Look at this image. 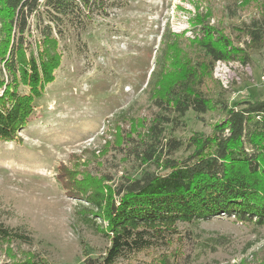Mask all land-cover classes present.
<instances>
[{
  "label": "rangeland",
  "instance_id": "1",
  "mask_svg": "<svg viewBox=\"0 0 264 264\" xmlns=\"http://www.w3.org/2000/svg\"><path fill=\"white\" fill-rule=\"evenodd\" d=\"M261 2L115 0L84 29H66L58 39L59 66L32 97L18 139L0 141V224L29 239L0 238V262L37 256L44 264H83L86 255L105 254L109 241L96 229L105 224L84 195L93 183L113 188L121 177L136 175L139 167L122 152V142L145 134L156 113L153 101L169 78L170 55L193 51L190 39L200 26L214 27L249 55L246 62L215 64L205 88L224 86L230 104L264 99V49L242 30L262 14ZM28 23L25 36L34 45L35 15ZM19 90L29 93L23 85ZM216 117L188 110L178 125L166 124L165 133L185 141L210 132ZM184 154L180 149L172 157ZM178 230L180 240L117 264H264V227L216 215L179 223Z\"/></svg>",
  "mask_w": 264,
  "mask_h": 264
},
{
  "label": "trees",
  "instance_id": "2",
  "mask_svg": "<svg viewBox=\"0 0 264 264\" xmlns=\"http://www.w3.org/2000/svg\"><path fill=\"white\" fill-rule=\"evenodd\" d=\"M115 4L0 0V141L18 139L32 111V97L59 66L58 39L66 29H84L94 12ZM260 9L262 14L244 23L242 30L251 45L264 49V0ZM31 15L37 21L34 45L25 36ZM190 42L193 51L176 49L170 55L169 78L153 101L156 113L145 134L122 142V152L139 167L136 175L121 177L113 188L93 183L84 195L105 224L96 229L109 246L100 258L86 255L83 264H117L143 250L169 245L181 239L179 223L196 224L216 215L264 227V99L230 104L218 83L211 91L205 88L215 62H246L249 55L208 25L200 26ZM19 85L29 93L21 92ZM188 110L215 113L210 132H194L185 141L167 136L165 125H178ZM180 149L185 154L172 157ZM85 220L92 223L91 217ZM0 238L29 242L19 229L1 224ZM0 264L44 262L35 256Z\"/></svg>",
  "mask_w": 264,
  "mask_h": 264
},
{
  "label": "bare ground",
  "instance_id": "3",
  "mask_svg": "<svg viewBox=\"0 0 264 264\" xmlns=\"http://www.w3.org/2000/svg\"><path fill=\"white\" fill-rule=\"evenodd\" d=\"M217 63H225V61H217V62H215V64H217ZM230 63V62H229ZM232 64V63H231ZM219 65V64H218ZM230 66V65H229ZM234 66V65H233ZM241 66V65H240ZM224 67V66H223ZM214 68V67H213ZM228 68V67H227ZM217 69V68H216ZM227 70V69H226ZM230 71V70H229ZM228 72V71H227ZM218 77V76H217ZM237 77V76H236ZM216 79V78H215ZM235 79V78H234ZM220 80V79H219ZM222 80V79H221ZM228 81H229V79H228ZM220 82V81H219ZM221 84V83H220ZM224 87V86H223Z\"/></svg>",
  "mask_w": 264,
  "mask_h": 264
},
{
  "label": "built area",
  "instance_id": "4",
  "mask_svg": "<svg viewBox=\"0 0 264 264\" xmlns=\"http://www.w3.org/2000/svg\"><path fill=\"white\" fill-rule=\"evenodd\" d=\"M231 79H232V76H231ZM263 79V78H262Z\"/></svg>",
  "mask_w": 264,
  "mask_h": 264
}]
</instances>
